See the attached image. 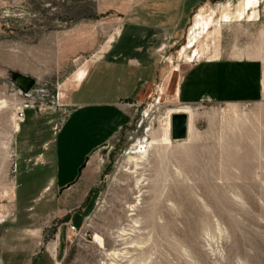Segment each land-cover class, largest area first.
Segmentation results:
<instances>
[{"label":"rangeland","instance_id":"obj_1","mask_svg":"<svg viewBox=\"0 0 264 264\" xmlns=\"http://www.w3.org/2000/svg\"><path fill=\"white\" fill-rule=\"evenodd\" d=\"M148 1L0 0V264L1 237L16 214L19 124L31 116L58 128L70 114L71 76L74 87L73 78L99 58L123 13ZM238 1L202 4L174 31L159 63L165 75L98 153L103 174L94 206L77 223L79 233L64 235L61 264H264V0H254L247 12L255 20L238 21L244 0L219 15ZM200 11L211 20L206 31L196 28ZM193 32L197 42L188 47ZM212 50L233 60L253 58L247 60L262 81L261 96L180 102L182 74ZM18 75L36 80L28 93L16 85ZM176 111L188 113L189 131L172 141L168 116Z\"/></svg>","mask_w":264,"mask_h":264},{"label":"crops","instance_id":"obj_2","mask_svg":"<svg viewBox=\"0 0 264 264\" xmlns=\"http://www.w3.org/2000/svg\"><path fill=\"white\" fill-rule=\"evenodd\" d=\"M227 1L234 0H149L148 5L125 11L118 19L120 27L99 58L87 65L80 82L72 87L74 74L69 79L66 96L71 110L64 122L53 128L51 121L31 116L26 121L25 116L26 123L17 131L16 214L1 237L2 264L62 263L67 252L64 235L70 225H83L94 206L103 174L98 153L133 121L144 93L165 75L159 63L162 52L172 46L174 31L196 7ZM241 1L222 6L219 15L223 9L235 12ZM246 2L236 13L238 21L255 20L248 18L253 5L243 10ZM199 16L206 17L201 11ZM208 56L182 74L177 87L180 102H236L261 96L262 81L247 60L253 58L219 57L217 50ZM123 102L130 107L124 108ZM52 226L56 229L50 232Z\"/></svg>","mask_w":264,"mask_h":264},{"label":"water","instance_id":"obj_3","mask_svg":"<svg viewBox=\"0 0 264 264\" xmlns=\"http://www.w3.org/2000/svg\"><path fill=\"white\" fill-rule=\"evenodd\" d=\"M23 92L28 93L36 84V80L29 76L18 75L15 81ZM189 118L186 113L172 115V139L183 140L188 136Z\"/></svg>","mask_w":264,"mask_h":264},{"label":"bare ground","instance_id":"obj_4","mask_svg":"<svg viewBox=\"0 0 264 264\" xmlns=\"http://www.w3.org/2000/svg\"><path fill=\"white\" fill-rule=\"evenodd\" d=\"M253 3H254V0H247V2L243 5V7H244L243 10H245L249 6L253 5ZM225 18H227V17L225 16ZM206 20H204V18H202V16H199V18L195 21V23L197 24L196 27L197 26H200L203 31L204 30L206 31V29L208 28V25L210 24V21H206ZM197 35H198V33H196V32L191 33V35L189 36L188 47L192 46L193 42H197ZM179 68H180L179 66L178 67H175L174 70H178ZM85 71L86 70L79 71L75 75V77L73 78V81H72V83H73L74 86L77 85L80 82V80L82 79V77L85 74ZM174 113H185V112L177 111V112H174ZM174 113H172L171 116H168V121L170 119V125H168V128L170 127V135H171V140L172 141H174L172 139V115ZM188 118H189V115H188ZM188 128H189V125H188ZM188 131H189V129H188ZM164 141H165L166 144H170L171 143L170 139L167 138V137L164 138ZM146 152H147V150H146V147H145V149L142 152V155H144ZM118 254H119L118 252H113L112 253V255L115 256V257L118 256Z\"/></svg>","mask_w":264,"mask_h":264},{"label":"built area","instance_id":"obj_5","mask_svg":"<svg viewBox=\"0 0 264 264\" xmlns=\"http://www.w3.org/2000/svg\"><path fill=\"white\" fill-rule=\"evenodd\" d=\"M126 105H128V104L125 103L124 106H126ZM16 116H17V119H18L19 122H23L25 120L24 111H18ZM69 231L72 232V233H79L80 232L79 229L76 226H74V225H71L69 227Z\"/></svg>","mask_w":264,"mask_h":264}]
</instances>
